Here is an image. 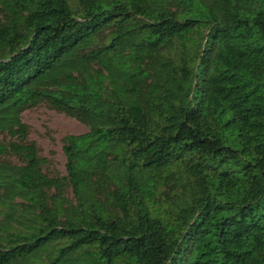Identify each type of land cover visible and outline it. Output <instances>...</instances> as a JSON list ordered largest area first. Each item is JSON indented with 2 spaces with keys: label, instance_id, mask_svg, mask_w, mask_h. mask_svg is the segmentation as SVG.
I'll list each match as a JSON object with an SVG mask.
<instances>
[{
  "label": "trees",
  "instance_id": "16d2710c",
  "mask_svg": "<svg viewBox=\"0 0 264 264\" xmlns=\"http://www.w3.org/2000/svg\"><path fill=\"white\" fill-rule=\"evenodd\" d=\"M0 264H264V0H0Z\"/></svg>",
  "mask_w": 264,
  "mask_h": 264
},
{
  "label": "rangeland",
  "instance_id": "374dc122",
  "mask_svg": "<svg viewBox=\"0 0 264 264\" xmlns=\"http://www.w3.org/2000/svg\"><path fill=\"white\" fill-rule=\"evenodd\" d=\"M22 122L29 126V140L40 148L43 157L53 159L56 168L64 173L65 157L62 153V138L67 135H81L88 129L74 119L43 107L26 111Z\"/></svg>",
  "mask_w": 264,
  "mask_h": 264
}]
</instances>
